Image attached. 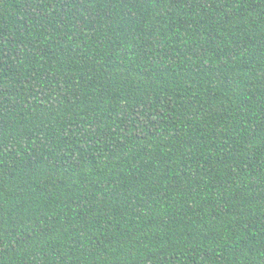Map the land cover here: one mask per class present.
<instances>
[{"label": "trees", "instance_id": "1", "mask_svg": "<svg viewBox=\"0 0 264 264\" xmlns=\"http://www.w3.org/2000/svg\"><path fill=\"white\" fill-rule=\"evenodd\" d=\"M0 264H264V0H0Z\"/></svg>", "mask_w": 264, "mask_h": 264}]
</instances>
